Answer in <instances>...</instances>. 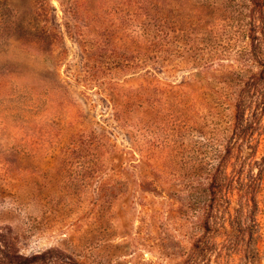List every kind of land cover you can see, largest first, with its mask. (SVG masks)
<instances>
[{
    "label": "rangeland",
    "instance_id": "rangeland-1",
    "mask_svg": "<svg viewBox=\"0 0 264 264\" xmlns=\"http://www.w3.org/2000/svg\"><path fill=\"white\" fill-rule=\"evenodd\" d=\"M248 10L0 0V251L15 243L44 264H264V191L238 243L223 212L249 153L231 140L230 104L264 55ZM250 106L259 160L264 101Z\"/></svg>",
    "mask_w": 264,
    "mask_h": 264
},
{
    "label": "trees",
    "instance_id": "trees-1",
    "mask_svg": "<svg viewBox=\"0 0 264 264\" xmlns=\"http://www.w3.org/2000/svg\"><path fill=\"white\" fill-rule=\"evenodd\" d=\"M245 4L249 6L248 13L245 15H248L247 17L250 21L247 38L254 42L252 44L256 45L257 42L258 45L262 40L260 36L264 33V0H245ZM241 9L245 13L244 8L241 7ZM260 50L262 51V48ZM258 54L262 57L264 53L258 52ZM254 56L255 60L260 64L261 70L243 82L238 97L230 104L231 140H234L239 146L238 154L241 155L243 153L244 144L249 149L248 155L243 159L240 158V164L242 166L237 175L238 184L235 191H237L238 198L235 201V206L232 207V202L228 201L227 204H229V207L226 211H223L224 215H231L229 220H227V222L231 221L229 224L231 228L228 234L229 240L237 243L245 235L244 227H246V223L242 221L243 218L255 219L254 215L259 209L261 202L258 198L264 191V151L259 160H256L259 147V143L254 138L257 115L251 112L250 106L255 105V102L258 100L264 101V55L262 57L263 61H258L257 55ZM222 160L223 163L226 162V155L223 156ZM255 170L257 171L256 173H254ZM214 178H211V182L204 188V193L207 196V206L205 209L207 215L202 223L203 229H207L210 225V218L208 216L215 211L214 205L217 201L218 187L215 184L216 181H214ZM223 219L224 222L222 221L216 225L223 227L227 231V227L225 226L226 220L225 218ZM202 238L197 241V246L202 243ZM10 258L12 260L11 262H5ZM44 258L45 255L43 253L33 254L31 256L21 254V250L15 243L8 254L5 251H0V264H44Z\"/></svg>",
    "mask_w": 264,
    "mask_h": 264
}]
</instances>
